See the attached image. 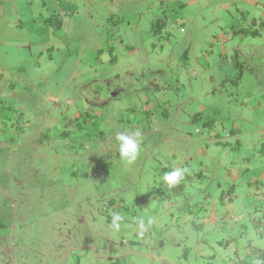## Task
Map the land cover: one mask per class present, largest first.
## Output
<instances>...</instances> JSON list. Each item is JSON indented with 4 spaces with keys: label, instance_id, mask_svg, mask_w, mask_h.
Segmentation results:
<instances>
[{
    "label": "rangeland",
    "instance_id": "rangeland-1",
    "mask_svg": "<svg viewBox=\"0 0 264 264\" xmlns=\"http://www.w3.org/2000/svg\"><path fill=\"white\" fill-rule=\"evenodd\" d=\"M0 264H264V0H0Z\"/></svg>",
    "mask_w": 264,
    "mask_h": 264
},
{
    "label": "clouds",
    "instance_id": "clouds-1",
    "mask_svg": "<svg viewBox=\"0 0 264 264\" xmlns=\"http://www.w3.org/2000/svg\"><path fill=\"white\" fill-rule=\"evenodd\" d=\"M140 132L137 131L135 135H129L126 133H119L116 137L119 142V154L122 160L127 163H132L135 161L140 152ZM187 169L176 168L171 172H166L163 176V182L168 186V188H173L177 186L181 180L184 178ZM123 217L120 214H113L112 227L119 231ZM141 227L143 224L141 223Z\"/></svg>",
    "mask_w": 264,
    "mask_h": 264
}]
</instances>
